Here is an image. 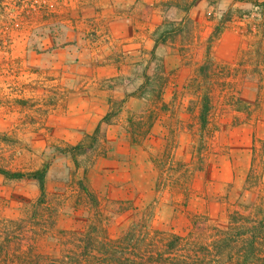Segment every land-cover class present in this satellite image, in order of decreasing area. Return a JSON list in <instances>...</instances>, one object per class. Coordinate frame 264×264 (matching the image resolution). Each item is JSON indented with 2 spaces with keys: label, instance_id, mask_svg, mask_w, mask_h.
Returning <instances> with one entry per match:
<instances>
[{
  "label": "rangeland",
  "instance_id": "374dc122",
  "mask_svg": "<svg viewBox=\"0 0 264 264\" xmlns=\"http://www.w3.org/2000/svg\"><path fill=\"white\" fill-rule=\"evenodd\" d=\"M195 1H171L185 15L151 39L128 0L0 1V167L48 166L40 209L35 181L0 176V230L22 249L133 226L205 239L264 208V0Z\"/></svg>",
  "mask_w": 264,
  "mask_h": 264
},
{
  "label": "trees",
  "instance_id": "16d2710c",
  "mask_svg": "<svg viewBox=\"0 0 264 264\" xmlns=\"http://www.w3.org/2000/svg\"><path fill=\"white\" fill-rule=\"evenodd\" d=\"M172 30L161 32L164 41L168 35L173 34ZM219 33L213 32L209 41L217 38ZM157 44L158 40L155 46ZM199 105L198 120L204 129L211 111V97L208 93L201 95ZM111 115L110 111L105 114L94 131L95 135L99 133L102 123L110 122ZM91 139L95 141L94 135ZM81 147L77 145L75 149ZM47 171L48 166L26 172L0 167V176L8 180L35 181L39 190L36 205L40 209L47 196ZM80 185L84 193L92 197L87 186L82 183ZM28 228L34 229L32 225ZM208 228L204 227L203 232ZM212 228L213 232L205 239L202 237L204 234L193 236V233L182 236L157 231L163 235H155L154 232L149 235L150 232L145 228L134 226L123 235L111 238L89 229L71 233L65 248L53 256L37 253L29 239H26V247L22 249V244L16 242L18 238L10 236L5 228L4 231L0 230V264H264V208H259L254 215L232 211L226 228ZM13 245L17 247L15 253L11 252Z\"/></svg>",
  "mask_w": 264,
  "mask_h": 264
},
{
  "label": "crops",
  "instance_id": "0c3cea01",
  "mask_svg": "<svg viewBox=\"0 0 264 264\" xmlns=\"http://www.w3.org/2000/svg\"><path fill=\"white\" fill-rule=\"evenodd\" d=\"M121 1L124 2V0ZM128 1H130V10H132L131 13H129L128 15V20L143 24L146 29L145 32L147 33L146 36L147 39L148 38L151 39V31H153L154 28H157L159 25H161L162 21L159 20V18L164 16L168 17L171 15V13L177 15L178 12H181L180 14L182 16H184L186 13L183 9H180L178 5L171 2L176 0H128ZM166 3L169 4L167 5ZM154 44L144 49L149 48L148 50H151L153 49Z\"/></svg>",
  "mask_w": 264,
  "mask_h": 264
}]
</instances>
